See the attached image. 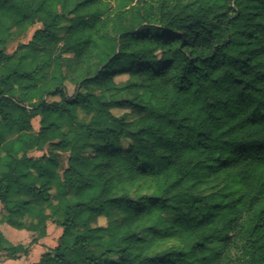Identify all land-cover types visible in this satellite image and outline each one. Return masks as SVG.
I'll return each instance as SVG.
<instances>
[{"label":"trees","instance_id":"1","mask_svg":"<svg viewBox=\"0 0 264 264\" xmlns=\"http://www.w3.org/2000/svg\"><path fill=\"white\" fill-rule=\"evenodd\" d=\"M110 1L0 0V222L60 229L34 264H264V0Z\"/></svg>","mask_w":264,"mask_h":264},{"label":"rangeland","instance_id":"2","mask_svg":"<svg viewBox=\"0 0 264 264\" xmlns=\"http://www.w3.org/2000/svg\"><path fill=\"white\" fill-rule=\"evenodd\" d=\"M138 0H134V3H136ZM183 1H190V0H183ZM111 3L113 2V0L110 1ZM154 25H158V24H155L153 23ZM39 27V25H35L33 27H30L26 32L25 34L16 42H13V43H10L8 48H7V53L8 54H11L15 48L20 45V44H26L27 42H29L30 38H31V35L33 33L34 30H36L37 28ZM68 28V24L67 23H62L59 28H58V31H57V34L58 36H62L64 35V33L66 32ZM51 71V69H47L45 71V74H49V72ZM127 76L126 75H121V76H118L115 78V81L117 83L119 82H124L127 80ZM73 91H74V88L72 85H66V93H67V96H71L73 94ZM50 100H57V97H54V98H50ZM112 113L115 115V116H118V115H121L124 113V111L122 110H113ZM82 119V118H81ZM84 121V119H82ZM31 125L33 127V130L36 132L38 130V118L37 117H34L32 120H31ZM46 147L38 150V151H35L33 152L31 155L34 156V157H39L41 156L45 151H46ZM61 157V162H62V165L65 166L66 165V157H67V153H62L60 155ZM98 225L100 226H104L105 225V221L104 219L100 218L98 220ZM47 227H48V232H49V239L47 240V245L49 246L48 248V251H52L53 248L57 245L58 243V239H59V236H60V229L53 223L51 222H48L47 223ZM34 236H37L36 234ZM31 245V243L29 244Z\"/></svg>","mask_w":264,"mask_h":264},{"label":"crops","instance_id":"3","mask_svg":"<svg viewBox=\"0 0 264 264\" xmlns=\"http://www.w3.org/2000/svg\"><path fill=\"white\" fill-rule=\"evenodd\" d=\"M1 205H0V219H1ZM0 233L4 236L6 241L12 245L22 246L26 252L18 254L15 259L4 260L0 258V264H34L39 261L40 257L48 252L49 246L47 240L49 239L48 227L46 229V236L39 238L36 242L31 243L36 238L35 234L11 228L5 223L0 222ZM61 233V231L59 232ZM31 243V245H29Z\"/></svg>","mask_w":264,"mask_h":264}]
</instances>
